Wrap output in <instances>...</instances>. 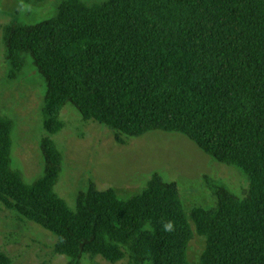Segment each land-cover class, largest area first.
<instances>
[{"label":"trees","instance_id":"trees-1","mask_svg":"<svg viewBox=\"0 0 264 264\" xmlns=\"http://www.w3.org/2000/svg\"><path fill=\"white\" fill-rule=\"evenodd\" d=\"M9 79L28 65L43 79L42 172L12 169L13 123L0 116V209L55 237L68 264L85 256L128 264H264V0H63L35 24L2 28ZM71 106L114 140L178 133L214 162L238 169V198L204 177L214 206L184 210L157 174L126 201L89 183L70 210L55 193L62 157L50 136ZM172 222V230L164 225ZM193 238L202 251L190 263ZM0 264H11L0 254Z\"/></svg>","mask_w":264,"mask_h":264},{"label":"rangeland","instance_id":"rangeland-1","mask_svg":"<svg viewBox=\"0 0 264 264\" xmlns=\"http://www.w3.org/2000/svg\"><path fill=\"white\" fill-rule=\"evenodd\" d=\"M62 1L0 0V116L13 123L11 166L22 174L26 184L42 172L39 143L46 137L41 117L45 85L30 63L17 79H9L2 28L12 21L35 24L49 19ZM79 1L90 7L111 0ZM59 120L62 129L50 136L62 157L54 190L70 210L74 209L77 193L89 183L99 191L112 190L119 200L126 201L139 194L153 174L177 184L186 212L195 207L208 212L214 206L204 177L222 184L240 199L248 191L247 181L238 169L214 162L181 134L152 131L139 138L122 137L118 143L111 130L82 121L71 106L60 112ZM54 244L51 233L0 209V254L11 264H68L67 258L55 252ZM202 247L201 240L193 238L187 250L190 263L198 260ZM128 262L126 255L113 264ZM80 264L112 263L99 256H85Z\"/></svg>","mask_w":264,"mask_h":264},{"label":"clouds","instance_id":"clouds-1","mask_svg":"<svg viewBox=\"0 0 264 264\" xmlns=\"http://www.w3.org/2000/svg\"><path fill=\"white\" fill-rule=\"evenodd\" d=\"M172 227H173L172 222L169 221L168 223H166V224L164 225V230H165V231H170V230H172Z\"/></svg>","mask_w":264,"mask_h":264}]
</instances>
